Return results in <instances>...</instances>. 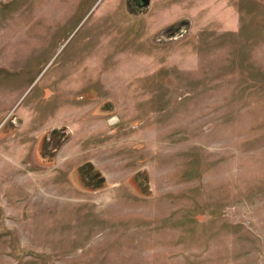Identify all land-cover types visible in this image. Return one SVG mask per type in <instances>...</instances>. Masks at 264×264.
Wrapping results in <instances>:
<instances>
[{
	"label": "rangeland",
	"instance_id": "1",
	"mask_svg": "<svg viewBox=\"0 0 264 264\" xmlns=\"http://www.w3.org/2000/svg\"><path fill=\"white\" fill-rule=\"evenodd\" d=\"M0 264H264V0H0Z\"/></svg>",
	"mask_w": 264,
	"mask_h": 264
},
{
	"label": "flooded vegetation",
	"instance_id": "2",
	"mask_svg": "<svg viewBox=\"0 0 264 264\" xmlns=\"http://www.w3.org/2000/svg\"><path fill=\"white\" fill-rule=\"evenodd\" d=\"M131 2L133 3V7L137 10V9H141V10H143V9H145V8H147L149 5H150V0H131ZM166 30V31H165ZM164 31V34L165 35H168V34H170L171 32H173V31H176V28H173V27H169L168 29H165ZM169 30H172V31H168ZM177 30H179V28L177 29ZM177 33V32H176ZM166 37H168V36H166ZM90 177V176H89ZM90 183H93V185L94 186H98L99 184H101V183H97V182H95V178H93V179H91L90 180ZM89 183V184H90Z\"/></svg>",
	"mask_w": 264,
	"mask_h": 264
}]
</instances>
